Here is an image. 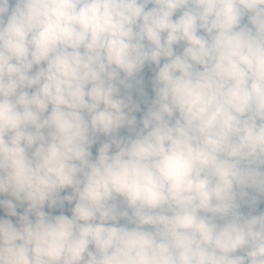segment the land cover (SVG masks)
Returning a JSON list of instances; mask_svg holds the SVG:
<instances>
[{
  "label": "clouds",
  "instance_id": "clouds-1",
  "mask_svg": "<svg viewBox=\"0 0 264 264\" xmlns=\"http://www.w3.org/2000/svg\"><path fill=\"white\" fill-rule=\"evenodd\" d=\"M0 264H264V0H0Z\"/></svg>",
  "mask_w": 264,
  "mask_h": 264
}]
</instances>
